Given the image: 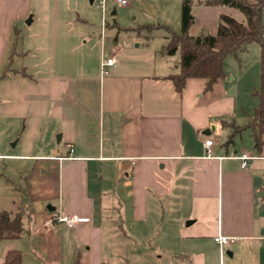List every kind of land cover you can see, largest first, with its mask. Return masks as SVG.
Instances as JSON below:
<instances>
[{
  "label": "crops",
  "instance_id": "crops-1",
  "mask_svg": "<svg viewBox=\"0 0 264 264\" xmlns=\"http://www.w3.org/2000/svg\"><path fill=\"white\" fill-rule=\"evenodd\" d=\"M211 4L195 6L213 10L210 32L193 15L191 34H214L221 14L244 20ZM106 25L93 0H0V135L19 146L6 156L29 160L28 177L55 170L44 191L48 211L35 210L26 194L13 214L31 221L29 236L40 242L32 253L48 264L128 263L139 250L119 253L104 234L110 221L114 235L126 226L129 248L158 240L161 264H218V233L234 239L224 245L228 264L245 252L244 264H263L264 144L254 149L244 129L225 145L234 127L251 121L244 83L229 78L223 61L225 76L211 89L192 77L177 92L168 76L178 67L161 54L166 40L130 46L116 36L107 46ZM109 56L116 62L103 76ZM242 152L253 157L246 168L230 158ZM58 215L89 222L70 227ZM20 238L0 239V264L8 251L21 253Z\"/></svg>",
  "mask_w": 264,
  "mask_h": 264
},
{
  "label": "rangeland",
  "instance_id": "rangeland-1",
  "mask_svg": "<svg viewBox=\"0 0 264 264\" xmlns=\"http://www.w3.org/2000/svg\"><path fill=\"white\" fill-rule=\"evenodd\" d=\"M197 0H128V4L125 6H118L114 3H110L109 7L115 9V14L112 15L107 12L105 17L106 34L108 36L107 46L111 44V40L118 37V40L123 43H127L130 46H135L139 43H145L146 39L153 44H162L169 32H180V22L182 17V8L184 5L190 6V16L197 15V18H203L204 20H198V26L201 30L207 28V32H210L212 24L213 10L202 9L199 11L196 9ZM213 7H223L227 11H231V8L224 7L218 3H212ZM234 16H243L238 10H232ZM262 21L264 22V5L262 9ZM203 23V24H202ZM110 43V44H109ZM167 57V58H166ZM163 59H170L168 63L172 66L174 71L175 65L177 67L179 62V51L170 56H163ZM177 63V64H176ZM224 68L229 76L233 77L234 81L241 80L244 83L245 89L241 90V98L244 97L243 103H245L246 109L255 108L258 103V97L256 92L260 90L261 86V50L257 42H250L245 52H239L237 57L233 54H229L224 59ZM105 76V75H103ZM16 138V137H15ZM15 139H9V136L0 135V212L7 210L12 211L11 218H13L18 212L20 201L25 198L26 194L29 197L35 196V201L31 202L32 207L38 211H48L47 206L50 204L44 199L45 189H52L55 185V170L34 176H29L30 164L29 160H15L6 156L9 153H17L18 147H12V143ZM49 162H44V167H47ZM44 169V168H43ZM42 169V170H43ZM41 170V171H42ZM27 182L28 185L25 184ZM113 185V183H112ZM111 185V191H112ZM26 186L30 187V193H24ZM110 189V188H109ZM106 189V190H109ZM54 191V190H53ZM116 194V193H115ZM111 197V196H110ZM110 197L105 198L108 202ZM114 196H112L113 199ZM112 213L117 214V210H113ZM27 213L22 214L23 229L19 246L21 253L24 258V264H48L47 261H40L39 254L36 256L32 253L37 252L36 247L39 246L38 237H30V226L31 221L27 219ZM111 216L110 218H112ZM109 218V219H110ZM114 220V219H112ZM111 220V221H112ZM110 221H105L103 226L105 228V236L110 238L109 242H117V250L119 253H130L134 248L139 250L138 253L128 254V263L125 261L121 262L118 259L114 260L111 264H161V257L158 259L157 256L161 255V247L157 243L158 240L152 239L151 244L149 242L145 245L127 247L125 240H123V232L126 233V226H123V230L119 233L113 231V225L109 224ZM149 243V244H148ZM157 243V244H156ZM42 254V253H41ZM241 257L234 264H244L247 253H240ZM34 257V259H33ZM232 261L228 258L226 252L220 259L218 264H228L227 261ZM236 258L234 257L233 260ZM263 262V261H262ZM264 264V263H263Z\"/></svg>",
  "mask_w": 264,
  "mask_h": 264
},
{
  "label": "trees",
  "instance_id": "trees-1",
  "mask_svg": "<svg viewBox=\"0 0 264 264\" xmlns=\"http://www.w3.org/2000/svg\"><path fill=\"white\" fill-rule=\"evenodd\" d=\"M190 1V0H187ZM238 10L244 16L240 21L228 14H221L214 34H191L193 17L190 6L182 8L181 30L169 32L161 47V54L168 56L179 51L178 71L168 78L177 92H181L186 80L192 77L204 78L205 89L225 76L223 61L229 54L237 57L246 50L247 44L257 42L261 50V86L256 92L259 103L253 109L251 121L243 127H234L225 145L232 143L233 136L239 130L250 129L253 148L260 150L264 144V22L262 9L264 0H205ZM21 214L11 218L7 211L0 212V239H15L23 233ZM3 264H21L19 250L8 251Z\"/></svg>",
  "mask_w": 264,
  "mask_h": 264
},
{
  "label": "built area",
  "instance_id": "built-area-1",
  "mask_svg": "<svg viewBox=\"0 0 264 264\" xmlns=\"http://www.w3.org/2000/svg\"><path fill=\"white\" fill-rule=\"evenodd\" d=\"M96 1L97 4L99 5L101 9V19H102V28H104L106 22H105V17L108 12V3L112 2L118 6H125L128 4V0H93ZM115 58L113 56L105 57L101 60V65H100V70H101V75H105L108 73L107 67L113 66L115 64ZM204 147L206 148V156L207 157H212V152H211V147L213 145V140L212 139H206L203 142ZM68 152L71 154L73 152V146L71 144L67 145ZM230 158L238 159L240 161V165L242 168H246L248 166V161L251 160L253 157L249 155L246 152H242L237 155H232ZM58 222H62L66 224L67 226H73L77 223H87L89 222L88 217H81V216H66V215H58L57 216ZM264 241V237L261 238ZM214 242L217 244L219 248V254L222 257L225 253L224 245L230 243L232 240H234L231 237L222 235L218 233L216 236L213 237Z\"/></svg>",
  "mask_w": 264,
  "mask_h": 264
},
{
  "label": "water",
  "instance_id": "water-1",
  "mask_svg": "<svg viewBox=\"0 0 264 264\" xmlns=\"http://www.w3.org/2000/svg\"><path fill=\"white\" fill-rule=\"evenodd\" d=\"M27 23H29V21ZM57 140H59V136L57 137ZM189 222L191 223L192 221H189ZM189 222L186 223V224H190Z\"/></svg>",
  "mask_w": 264,
  "mask_h": 264
}]
</instances>
